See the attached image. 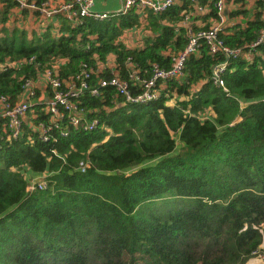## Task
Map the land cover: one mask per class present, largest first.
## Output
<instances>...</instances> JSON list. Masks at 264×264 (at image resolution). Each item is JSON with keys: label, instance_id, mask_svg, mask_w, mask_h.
Returning a JSON list of instances; mask_svg holds the SVG:
<instances>
[{"label": "trees", "instance_id": "trees-1", "mask_svg": "<svg viewBox=\"0 0 264 264\" xmlns=\"http://www.w3.org/2000/svg\"><path fill=\"white\" fill-rule=\"evenodd\" d=\"M234 1L239 7L230 15L244 20H232L221 35L249 55L228 60L222 74L228 92L211 77L222 56L202 45L186 58L184 80L165 81L153 100L125 101L110 84L99 96L82 95L87 117L99 121L95 130L69 127L56 140L34 133L28 141L25 132L3 139L0 264H244L261 247L264 37L250 44L264 27V0L249 7L248 0ZM15 4L0 9V22ZM184 9L187 3L148 12L151 34L136 46L117 39L141 23L133 12L75 26L60 17L59 34L52 25L41 33L0 26V60L35 57L0 71V94L15 98L25 78L58 56L68 58L62 75L108 54L122 75L128 57L147 70L154 62L169 66L170 52L187 41L179 24ZM98 75L110 71L93 72V84ZM41 172L46 186L28 190L29 175Z\"/></svg>", "mask_w": 264, "mask_h": 264}, {"label": "built area", "instance_id": "built-area-1", "mask_svg": "<svg viewBox=\"0 0 264 264\" xmlns=\"http://www.w3.org/2000/svg\"><path fill=\"white\" fill-rule=\"evenodd\" d=\"M13 1L20 9H27L29 19L34 21L38 33L52 25L55 34L59 30L60 17L75 26L86 19L104 20L110 18L111 12L121 14L133 12L146 16L148 12L158 14L171 5L187 3L188 10H183L182 25L185 27L187 41L184 47L176 52H170L169 66L157 62L147 70L138 66L131 57L125 61L126 74L122 75L116 59L106 56L105 59L95 60V66L81 61L77 69L62 75L60 68L68 61L66 56H58L40 71L36 77H27L15 98L0 94V149L3 139H15L26 133L28 141L33 140L34 133L42 140H56L66 136L69 127L92 131L97 129V118L89 119L86 109L80 104V98L85 93L92 96L101 95L102 87L113 85L122 94L125 101L143 103L157 98L164 82L176 79L182 82L185 77V61L191 54L207 47L209 53L222 56L212 66L211 77L216 85L228 92L222 74L226 70L228 60L239 56L248 57L249 51L240 46H232L225 42L221 34L226 32V26L231 21L227 12L239 7L234 0H121V6L114 10H99L94 8L96 0H0V6ZM248 0L247 2H249ZM211 4V6H210ZM246 5V4H245ZM214 10L212 22L193 26L191 19L199 14ZM195 20V19H193ZM264 37V27L257 39L250 44L256 45ZM34 55L22 59L5 57L0 60V71L9 67H18L22 62H34ZM108 70L110 76L98 75L96 83H92L93 72ZM108 130L109 127L105 126ZM27 129V131H25ZM56 153L55 149H52ZM84 170L85 163L80 162ZM46 173H34L28 177V190L46 186Z\"/></svg>", "mask_w": 264, "mask_h": 264}, {"label": "crops", "instance_id": "crops-1", "mask_svg": "<svg viewBox=\"0 0 264 264\" xmlns=\"http://www.w3.org/2000/svg\"><path fill=\"white\" fill-rule=\"evenodd\" d=\"M249 2L251 3V2H253V0H250ZM4 6H0V9H3ZM120 6H121V0H96L94 8L99 9V10H114V9L119 8ZM249 6L246 5V7H249ZM14 7L17 8V4H15ZM23 10L24 9H22V11H21L22 13H23ZM229 12H227V18L231 19V21L232 20H237V21L244 20V17L242 15H239V14L238 15H230ZM207 13H209V12H207ZM207 13L199 14V15H197V17H193V19H195V20L191 19V22H192L193 26H198L199 24L202 25V24H207L209 22H212L213 16L212 15H208ZM23 14H28V17L30 15L28 10H26V12L23 13ZM11 15H12V13H9L7 19H9ZM140 19H141V23L139 25H133L131 27L122 29V32L118 35L117 39L121 40L127 46L140 45L142 37L145 34H151L150 27L148 26L149 25V19L147 18V15L146 16H140ZM182 21H180L179 24H181ZM34 26H36V25L34 24ZM34 30H36V29L34 28ZM137 31L141 32L140 33L141 36L137 37L136 40H133V43L126 40L128 35H129V33L137 32ZM107 56L115 58V56L113 54H108Z\"/></svg>", "mask_w": 264, "mask_h": 264}, {"label": "rangeland", "instance_id": "rangeland-1", "mask_svg": "<svg viewBox=\"0 0 264 264\" xmlns=\"http://www.w3.org/2000/svg\"><path fill=\"white\" fill-rule=\"evenodd\" d=\"M247 6L250 5V2L246 3ZM2 10V9H1ZM22 9L19 7L15 8L12 7L10 8V11L7 13H12L9 19L6 21L0 22V26H17V27H26L28 28V32H31L34 30V21L32 19H29L28 14H23ZM180 23V22H179ZM122 32V31H121ZM140 31L137 32H131L129 33L127 37V41L132 42L133 40H136L137 37L141 36ZM124 39V38H123ZM204 114H212V110L206 109ZM108 131L111 132L110 129ZM163 204H158V207ZM263 246V247H262ZM264 263V243L261 244V247H259L256 251L252 252L251 256L248 258V260L244 264H263Z\"/></svg>", "mask_w": 264, "mask_h": 264}, {"label": "bare ground", "instance_id": "bare-ground-1", "mask_svg": "<svg viewBox=\"0 0 264 264\" xmlns=\"http://www.w3.org/2000/svg\"><path fill=\"white\" fill-rule=\"evenodd\" d=\"M172 6V5H171Z\"/></svg>", "mask_w": 264, "mask_h": 264}]
</instances>
